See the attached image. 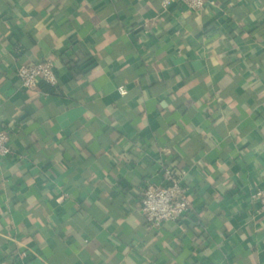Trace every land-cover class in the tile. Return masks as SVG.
Listing matches in <instances>:
<instances>
[{
	"label": "crops",
	"instance_id": "obj_1",
	"mask_svg": "<svg viewBox=\"0 0 264 264\" xmlns=\"http://www.w3.org/2000/svg\"><path fill=\"white\" fill-rule=\"evenodd\" d=\"M0 129V264H264V0H0ZM164 168L194 212L153 229Z\"/></svg>",
	"mask_w": 264,
	"mask_h": 264
},
{
	"label": "built area",
	"instance_id": "obj_2",
	"mask_svg": "<svg viewBox=\"0 0 264 264\" xmlns=\"http://www.w3.org/2000/svg\"><path fill=\"white\" fill-rule=\"evenodd\" d=\"M217 0H161V7L167 11L174 3H179L189 11L200 12L209 5H215ZM51 60H40L20 65L17 78L22 88L36 91L40 85H56L57 75ZM125 94L123 88L119 89ZM9 134L0 129V161L10 155ZM252 205H257L256 213L264 215V188H256L249 197ZM140 212L144 222L150 228L159 229L167 222L183 220L194 212L192 201L182 180L175 177L168 169H163L161 183L147 184L140 199Z\"/></svg>",
	"mask_w": 264,
	"mask_h": 264
}]
</instances>
